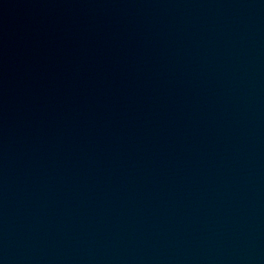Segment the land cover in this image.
Here are the masks:
<instances>
[{"label":"water","instance_id":"1","mask_svg":"<svg viewBox=\"0 0 264 264\" xmlns=\"http://www.w3.org/2000/svg\"><path fill=\"white\" fill-rule=\"evenodd\" d=\"M0 264H264V0H0Z\"/></svg>","mask_w":264,"mask_h":264}]
</instances>
